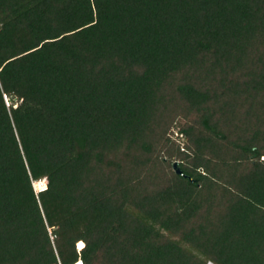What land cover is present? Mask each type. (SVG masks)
Returning a JSON list of instances; mask_svg holds the SVG:
<instances>
[{"label": "trees", "instance_id": "obj_1", "mask_svg": "<svg viewBox=\"0 0 264 264\" xmlns=\"http://www.w3.org/2000/svg\"><path fill=\"white\" fill-rule=\"evenodd\" d=\"M78 262L264 264V0H0V264Z\"/></svg>", "mask_w": 264, "mask_h": 264}, {"label": "built area", "instance_id": "obj_2", "mask_svg": "<svg viewBox=\"0 0 264 264\" xmlns=\"http://www.w3.org/2000/svg\"><path fill=\"white\" fill-rule=\"evenodd\" d=\"M176 134L178 135V133H176ZM44 182L46 183V180L45 179L42 180V181H40L41 186H39V188H37L38 190H42V189L46 188V184Z\"/></svg>", "mask_w": 264, "mask_h": 264}, {"label": "water", "instance_id": "obj_3", "mask_svg": "<svg viewBox=\"0 0 264 264\" xmlns=\"http://www.w3.org/2000/svg\"><path fill=\"white\" fill-rule=\"evenodd\" d=\"M174 167L176 168L178 173H181V169L178 167V163L177 162L174 163ZM80 262H78L77 264H80Z\"/></svg>", "mask_w": 264, "mask_h": 264}, {"label": "rangeland", "instance_id": "obj_4", "mask_svg": "<svg viewBox=\"0 0 264 264\" xmlns=\"http://www.w3.org/2000/svg\"><path fill=\"white\" fill-rule=\"evenodd\" d=\"M182 121H184L183 119H182ZM40 184V183H39ZM41 185V184H40ZM37 187H39V185L37 186ZM82 242H80L79 243V246H80V244H81ZM81 247V246H80ZM208 264H214V263H212V262H208Z\"/></svg>", "mask_w": 264, "mask_h": 264}, {"label": "bare ground", "instance_id": "obj_5", "mask_svg": "<svg viewBox=\"0 0 264 264\" xmlns=\"http://www.w3.org/2000/svg\"><path fill=\"white\" fill-rule=\"evenodd\" d=\"M43 184H44V183H43ZM39 186H41V185H39ZM38 188H39V187H38ZM80 246L82 247V246H83V243H81ZM80 246H79V247H80Z\"/></svg>", "mask_w": 264, "mask_h": 264}, {"label": "clouds", "instance_id": "obj_6", "mask_svg": "<svg viewBox=\"0 0 264 264\" xmlns=\"http://www.w3.org/2000/svg\"><path fill=\"white\" fill-rule=\"evenodd\" d=\"M42 181V180H41ZM40 182V181H39ZM36 188H37V186H36ZM38 190V189H37Z\"/></svg>", "mask_w": 264, "mask_h": 264}]
</instances>
